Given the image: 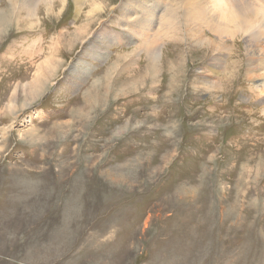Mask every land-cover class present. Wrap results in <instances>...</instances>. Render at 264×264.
Here are the masks:
<instances>
[{"label":"rangeland","instance_id":"1","mask_svg":"<svg viewBox=\"0 0 264 264\" xmlns=\"http://www.w3.org/2000/svg\"><path fill=\"white\" fill-rule=\"evenodd\" d=\"M124 1L0 0V264H264V96L116 66Z\"/></svg>","mask_w":264,"mask_h":264},{"label":"bare ground","instance_id":"2","mask_svg":"<svg viewBox=\"0 0 264 264\" xmlns=\"http://www.w3.org/2000/svg\"><path fill=\"white\" fill-rule=\"evenodd\" d=\"M75 1L78 4L99 2ZM97 12H103L98 3L88 14V37L99 24ZM117 15L114 26L121 31L113 35L115 42L112 46L118 48L125 40L135 49L117 57L116 66L124 61L129 66L143 63L141 81L144 79L154 84L160 77L164 84L163 93L173 89L180 96L182 89L178 83L185 79L187 68L195 66L196 59L206 61L210 54L212 59L206 63L204 80L208 91L226 95L230 103L232 93L225 86L231 85L238 77L242 79L243 67L244 77L254 82L258 103L262 105L259 95L264 96V0H125ZM232 54L233 58L226 60ZM226 63L232 66L227 73L221 67L224 68ZM237 66L238 71L234 70ZM221 75L225 83L221 82ZM257 82L260 83L258 87Z\"/></svg>","mask_w":264,"mask_h":264}]
</instances>
